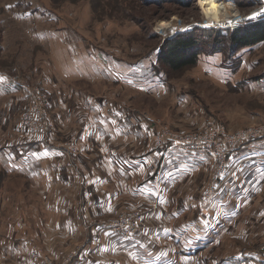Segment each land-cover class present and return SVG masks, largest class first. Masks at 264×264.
Masks as SVG:
<instances>
[{
	"label": "rangeland",
	"instance_id": "1",
	"mask_svg": "<svg viewBox=\"0 0 264 264\" xmlns=\"http://www.w3.org/2000/svg\"><path fill=\"white\" fill-rule=\"evenodd\" d=\"M213 2L218 5L217 12L228 6L235 18H245L262 0ZM172 20L178 23L176 30L160 31L161 25ZM231 23L220 27L208 24L197 0H0V84H11L15 90L0 94V145L28 139L48 143L71 167L67 172L64 168L60 176L71 171V178L78 180L71 189L63 186L50 191L39 179L8 172L0 158V223L25 212L23 216H30L29 230L38 227L45 237H33L32 243L46 249L60 240L69 247L85 245L92 239L93 229L106 233L99 224L120 219L130 211L141 213V221L135 233L122 237L141 231L149 235L161 228L163 222L153 220L154 213L142 207L133 209L128 197L122 208L113 204L122 200L113 192L109 195L115 186H84L83 181L92 174L84 172L81 164L96 158L85 151L96 139L81 138L83 130L93 124L89 102L104 104L107 111L140 114L150 120L153 148H157L155 137L162 129L185 133L222 124L233 132L264 122V85L260 82L264 79V40L242 49L230 42L233 32L252 30L264 21L243 20L233 31L214 29ZM185 33L198 42L196 61L175 71L160 61L158 52L170 39ZM142 62L151 70L143 87L122 79L124 68ZM13 82L20 84L19 89ZM31 108L44 113L39 115L45 128L42 133L29 134L28 126L20 124ZM128 150L135 149L129 145ZM137 150V154L143 151L140 145ZM209 162L208 172L190 177L182 189L189 198L197 197L207 205L214 202L221 186L212 196L205 195L216 165ZM93 173L105 179L113 176L111 172L108 176ZM89 203L93 216L88 220L92 215ZM251 204L241 211L236 227L222 228L220 245H214L206 259L200 256L201 262L196 264L219 263L211 261L215 254L222 258L237 251L264 249V192ZM61 223L74 224L83 234L74 238L69 231H56Z\"/></svg>",
	"mask_w": 264,
	"mask_h": 264
},
{
	"label": "crops",
	"instance_id": "2",
	"mask_svg": "<svg viewBox=\"0 0 264 264\" xmlns=\"http://www.w3.org/2000/svg\"><path fill=\"white\" fill-rule=\"evenodd\" d=\"M123 70L122 79L139 86L145 85L143 81L151 72L146 62ZM260 82L263 86L264 79ZM9 92H15L11 84H0V94ZM89 104L93 124L89 130H83L81 138L87 140L93 136L96 139L94 145L85 150L96 158L91 163L81 164L84 172L92 174L83 181L84 186L88 183V187L115 186L109 195L113 192L122 200L117 199L113 204L122 208L124 202H129L125 200L128 197L133 209H149V213H154L153 220L163 222L162 227L149 235L142 233L147 231H141L130 237L102 234L95 228L90 233L92 239L85 245L69 247L60 240L59 244L51 242L46 249L32 243L33 237H45L40 235L38 227L29 230L30 216H23L25 212L22 211L0 223V264H30L29 254L38 247L57 263L72 256L70 264H196L201 262L200 256L206 259V254L213 252L214 245H220L222 228L225 225L236 227L237 219L243 214L241 211L263 194L264 139L249 142L232 154L233 166L223 178L218 196L207 205L197 197L189 198L187 191L182 190L190 177L208 172L210 162L203 153H169L164 148H153L150 139L154 133L150 120L140 114L104 110V104ZM129 145L135 150H128ZM138 145L143 151L137 154ZM0 149V158L6 163L8 172L39 179L50 191L63 186L71 189L78 184V180L71 178V171L66 177L60 176L64 168L67 172L71 167L64 163V155L55 152L48 143L39 139L20 140L5 142ZM93 172L108 173L107 176L112 173L113 176L105 179ZM92 203L88 205L91 214ZM95 205L96 202L94 208ZM34 221L38 223V220ZM80 230L74 224L66 226L61 223L56 231H69L75 238L78 233L83 234ZM218 260L220 262L216 264H264V255L258 251H237L222 258L215 254L211 261Z\"/></svg>",
	"mask_w": 264,
	"mask_h": 264
},
{
	"label": "built area",
	"instance_id": "3",
	"mask_svg": "<svg viewBox=\"0 0 264 264\" xmlns=\"http://www.w3.org/2000/svg\"><path fill=\"white\" fill-rule=\"evenodd\" d=\"M261 9H264V0H262L260 5H256L252 9L249 16L245 18L240 16L237 21H234V23H236L235 25L214 29H223L227 31L237 30L241 27L243 20L254 19L250 18L252 17V13H261ZM255 19H258L259 22L264 21V13L257 15ZM203 29L209 28L203 26ZM13 84L19 89L20 84L18 82H13ZM43 114L44 113L41 112H35L31 108L20 118V124L23 127L28 126V130L26 131L29 134L42 133L45 128L41 126L39 117H42ZM158 133L159 134H156L155 137L157 148H164L173 153H203L209 161L216 163L210 174L212 183H210L209 191L205 194L210 197L218 190L219 185L224 180L223 178L233 166L232 154L249 142L264 139V122L254 124L248 128L233 130V132L227 131L222 124H210L201 128L199 131L179 133L162 129V131L159 130ZM141 217V213L130 211L124 213L120 219H113L108 221V223L99 224V227L101 230L111 233L112 235H131L138 230L137 228L140 224ZM260 253L264 255V249ZM71 258L72 256H69L61 263H57L50 256L47 254L45 255L39 248H34L29 254L30 264H69Z\"/></svg>",
	"mask_w": 264,
	"mask_h": 264
},
{
	"label": "trees",
	"instance_id": "4",
	"mask_svg": "<svg viewBox=\"0 0 264 264\" xmlns=\"http://www.w3.org/2000/svg\"><path fill=\"white\" fill-rule=\"evenodd\" d=\"M252 30L242 32H233L230 42L236 46L237 49L246 48L260 43L264 40V25L252 26ZM197 40L189 34H182L174 39H170L167 45L159 54L160 61L168 66V68L178 71L184 67L193 66L196 61V53L194 50L197 47Z\"/></svg>",
	"mask_w": 264,
	"mask_h": 264
},
{
	"label": "bare ground",
	"instance_id": "5",
	"mask_svg": "<svg viewBox=\"0 0 264 264\" xmlns=\"http://www.w3.org/2000/svg\"><path fill=\"white\" fill-rule=\"evenodd\" d=\"M230 12H231V9L228 8V6H224L219 10V12H217V18L215 20L205 15H204V20H208V24H211V25L216 24L217 27H220L221 25L224 26L227 23L233 22L230 24L232 26L233 24H236L234 23V21H237L238 18H235L233 14H231ZM230 25L228 26L230 27ZM177 28H178V23L172 20L165 26H161L160 31H162L163 33H166V31H169V30L174 31Z\"/></svg>",
	"mask_w": 264,
	"mask_h": 264
},
{
	"label": "clouds",
	"instance_id": "6",
	"mask_svg": "<svg viewBox=\"0 0 264 264\" xmlns=\"http://www.w3.org/2000/svg\"><path fill=\"white\" fill-rule=\"evenodd\" d=\"M198 6L203 14L211 19L215 20L217 18V3L213 0H197ZM163 26V25H161Z\"/></svg>",
	"mask_w": 264,
	"mask_h": 264
},
{
	"label": "snow or ice",
	"instance_id": "7",
	"mask_svg": "<svg viewBox=\"0 0 264 264\" xmlns=\"http://www.w3.org/2000/svg\"><path fill=\"white\" fill-rule=\"evenodd\" d=\"M262 13H264V9H261V13L253 12L252 17H250V18H255L257 15L262 14ZM0 80H3V77H0Z\"/></svg>",
	"mask_w": 264,
	"mask_h": 264
}]
</instances>
